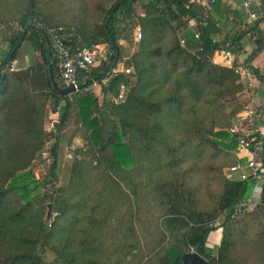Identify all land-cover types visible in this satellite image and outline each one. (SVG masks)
<instances>
[{
    "label": "trees",
    "instance_id": "obj_1",
    "mask_svg": "<svg viewBox=\"0 0 264 264\" xmlns=\"http://www.w3.org/2000/svg\"><path fill=\"white\" fill-rule=\"evenodd\" d=\"M140 1L116 0L107 10L104 24L82 41L73 27L76 33L73 45L105 43L108 56L82 75L80 90L71 93L70 99L69 94L55 91L50 79L51 66L52 75L61 84L53 57L48 61V38L42 26L46 22L41 19L38 8V2L43 0H20L23 8L26 7L18 21L21 28L12 34L11 49L0 63L4 69L0 94L7 91L10 81H16L22 90L3 102L2 106L12 111L0 119V264H183L180 254L191 248L207 264H264V184L259 192L260 203L236 221L231 213L240 200L251 194L252 179L229 181L222 176L218 196L213 207H208L201 203L188 180L177 172L167 175L169 169L172 171L179 163L192 161L193 155L206 153L209 148L231 151L235 147L234 139L227 132L234 113L225 129L218 124V130L214 131L216 122L206 128L198 118L192 123L193 133L188 127L192 134H187L183 131V125L187 126L183 110L190 96L199 100L204 91L202 83L210 96L205 108H217L221 95L231 100L239 98L243 88L237 81L238 75L230 68L213 63L212 56L221 49L238 52L241 39L247 34L255 37L257 47L248 55L244 66L264 81L259 71L248 63L264 49L258 20L220 43L209 35L210 21L200 28L198 38L188 29L189 18L200 19L201 7L197 3L141 1L145 11L139 21L142 39L133 56L131 80L112 72L120 58L121 29L116 21L118 25L129 23L128 14ZM28 19L41 24L29 25ZM0 20L4 19L0 16ZM170 22L176 23V29H182L184 46L177 38L165 51L164 61L157 57L156 62L148 61L147 53L155 37ZM24 41H29L33 52L39 55L36 65L10 71V64L16 60L17 49ZM149 53L161 55L159 50ZM154 64L163 70L156 72L158 66ZM93 81L100 84L101 92L111 91V94L117 92L120 83H128L125 101L115 103L102 96L101 102V95L88 90ZM168 82L169 92L164 95ZM50 99L57 105L60 101L63 103L59 107L58 122L45 130L44 107ZM73 105L79 109L83 137L87 136L85 144L89 149L78 151L74 157L69 184L58 189L55 196L58 216L47 225L41 219V208H35L40 199L32 195L33 188H30L35 181L24 170L38 149L52 138L50 155L54 158L52 167L55 166L61 143L54 128L65 124ZM13 129L18 130L16 137ZM176 132L182 133V137ZM138 164H142L141 174H148V179L134 183L123 178L129 171L126 169ZM124 179L128 180V188L121 182ZM146 188L160 209L148 222L141 215L144 196L140 194ZM53 199L50 196L52 205ZM222 215V222L215 224ZM219 228L220 243L212 252L206 242L210 233ZM236 240L243 246L238 254L234 249ZM45 248L52 252L51 260L42 256Z\"/></svg>",
    "mask_w": 264,
    "mask_h": 264
},
{
    "label": "rangeland",
    "instance_id": "obj_2",
    "mask_svg": "<svg viewBox=\"0 0 264 264\" xmlns=\"http://www.w3.org/2000/svg\"><path fill=\"white\" fill-rule=\"evenodd\" d=\"M115 1L116 0H43V2H38V8L40 11L39 13L41 15V19L46 22L45 23L44 21H42V23H45L42 25L56 26L61 24L65 26H72L76 29L77 37H79V40L82 41L83 37H90L92 34H94L97 28L99 29L104 24L107 10L112 4L115 3ZM141 1L136 2L133 5L131 12L128 14V18L131 17L132 19V17L137 16L135 7H138V5L142 6ZM25 9L26 7L23 8V2H20V0H0V16L2 17V19H4L3 21L0 20V29L3 33V37L5 36V33L7 35L14 34L20 30L21 27L18 24V21ZM142 12L144 15L145 11L143 9ZM27 22L36 26H39L41 24L38 21H34L32 19H28ZM128 24L130 26V23H124V25H121L119 22L118 25V22L116 21L117 27L121 29V35L128 31L127 29L125 30ZM175 27L177 28L176 23L170 22V24L155 37V41L149 49V52H156L159 50L161 55L155 56L148 52V61L154 60L153 62H156V57L160 59V61H164L165 51L169 49L172 44H174L173 42L177 38H183L182 29L179 27V29H176ZM78 30L80 31L81 36L79 35ZM175 30H177V33L175 32ZM141 39L142 35L141 38L138 39L139 41L137 42L134 51H132L133 53H131V50H129L130 48H128V46H124L122 48L120 47V58L118 60H127L126 63L128 66L132 67L133 72V56L138 52ZM184 44H181V46H184ZM125 48L127 50H125ZM38 57V54L33 53L30 42L24 41L17 49V58L16 60L11 62L10 68L13 69L12 71L23 70L24 68L36 63ZM154 66L157 67L158 64H154ZM162 70L163 67L158 66L156 72L160 73ZM168 85L169 82L164 86V95H167L169 92ZM202 89H204V91H202L201 95L199 96V100L196 101L193 96H190L187 100L188 103L185 104L183 116L187 120V126L183 125V131L187 134L193 133V129L191 128V126L192 123L198 118L204 121V126H206V128H209L213 122H216V128L214 129V131L218 130V124L221 125L222 129H225L228 125L227 123H229L231 117L233 116V113L236 114V112H238L242 107L239 99L231 100L226 96L224 97L223 95H221L216 104L217 108H205L204 106H207L205 104V101L210 96L208 93L209 91L206 90L207 88L204 86V83H202ZM17 93H22L20 86H18L16 81H10L7 91L4 94H0V119L5 117V114L7 112L12 111L5 107V105L2 106L4 104L3 102L11 98L12 95H16ZM111 93L113 92H102V94H100V101L103 99L112 101ZM69 95L70 99H72L73 95ZM102 96L105 97L102 99ZM61 103H63V101L58 102L57 105L56 103H54V100L46 103L47 105L44 107V109L45 126L47 127V129L45 130H50L52 128L53 113H56L54 114V123L58 122L60 116L59 107ZM190 106H192V108H189ZM188 127H190V131L192 133L187 129ZM180 128L182 130V125ZM54 129H57L56 133L59 135L61 143L58 150V161L55 166L52 167L54 158L50 155L51 145L54 141V139L52 138L51 140L45 142L40 149H38L33 158L30 160V163L24 170L25 172L30 174L35 181V183H32V185H30V188H33L32 195H37V197L40 198L38 199L39 203L35 205V208H41V219L42 221H45L47 225L51 224L54 218L58 216L59 212L57 209L55 196L57 195L58 189L66 188L68 186L72 161L78 153L77 151H73V153L69 148L70 144H72L73 142L72 136L76 135V133L82 136L85 134L82 119L79 114L77 105H73V107L70 109L65 124L59 126V128L55 127ZM12 131L13 137H16L18 134V130L13 129ZM176 133H178L179 137H182V133ZM211 136L212 135L209 134V138H211ZM126 140L127 138L125 139V141ZM61 145H63L64 147H61ZM212 148H209L206 153H198L193 155L192 161L188 163H179L178 165H176L177 167L174 170L171 171L169 169L167 173V175H169V172H173L172 174L174 175L175 172H177L178 174H180L181 178L188 180L191 183L190 185L196 189L198 197L200 198V201H202L201 203L205 204L208 207L214 204L215 199L218 196V192L221 188L222 176H224V169L234 162V156L231 151H225L221 149L214 150V148ZM80 150H82V145L80 146ZM69 152L71 154H68ZM67 154L68 156H66ZM90 158V156L87 157V159ZM164 158L166 157L164 156ZM141 165L142 164L132 166L130 168L131 170L126 169L129 171L128 173L123 174V178L127 177L130 180H133L134 183L139 182L140 180H146V178L148 179V174H141V171L143 170V166ZM127 181L126 179L121 181L126 188H128ZM147 190L148 188L143 189L140 195L144 196L141 201V215L142 217L146 218L148 222V219L160 213V209L157 207V203L150 199V196H148L149 193H146ZM50 196L54 197V205L49 202ZM41 198H45L44 201H41ZM49 205L51 206V208L50 214L48 216L47 214L49 211ZM244 216L245 214H242L233 219L239 221ZM222 220L223 215L218 216L215 223L219 224L220 222H222ZM219 229L221 236V228ZM214 231L216 232H212V236L214 234H218L217 230ZM235 246V252H237V254L241 253L243 250L242 242L236 240ZM216 247V245L210 244L208 248L210 249V251L215 252ZM191 251L195 252L193 248H191ZM42 256H44L46 260H51L53 258V254L48 248H45L42 251Z\"/></svg>",
    "mask_w": 264,
    "mask_h": 264
},
{
    "label": "built area",
    "instance_id": "obj_3",
    "mask_svg": "<svg viewBox=\"0 0 264 264\" xmlns=\"http://www.w3.org/2000/svg\"><path fill=\"white\" fill-rule=\"evenodd\" d=\"M201 7L200 19L189 18L188 27L191 28L195 38L200 35V28L207 26L213 14L214 5L218 0H189ZM260 0H239L242 9L247 13L248 18L256 20L257 16L252 11V5ZM143 15V12L141 13ZM29 24V23H28ZM32 25V24H29ZM36 26V25H34ZM44 26L45 34L50 46V51L55 63L57 76L60 79L61 87H71L73 92H78L81 85L83 74L100 64L108 56V47L105 43H94L89 46H79L72 44V39L76 36L75 29L69 26L56 25ZM141 29H137L135 37L141 38ZM185 43V38H180V44ZM221 56L223 66L234 70L240 79L246 81V86L239 94L242 104L241 109L231 119L227 132L235 141V147L231 150L234 162L224 169V177L229 181L248 180L254 181L251 194L245 199L240 200L234 207L231 216L236 218L260 203L259 192L264 184V128L255 121V112L251 108L250 101L253 98V74L244 65H237L234 61V53L227 50H217ZM13 69L10 68V71ZM113 74L121 73L129 78L133 74L131 66L126 61H117L112 69ZM4 69L0 68V79ZM133 80V77H130ZM107 79L103 80L105 84ZM100 85L92 83L88 90L94 91V86ZM129 90V84L122 82L119 84L117 92L111 95L115 103L124 102ZM72 92V93H73ZM216 224V223H215ZM211 225V224H210Z\"/></svg>",
    "mask_w": 264,
    "mask_h": 264
},
{
    "label": "crops",
    "instance_id": "obj_4",
    "mask_svg": "<svg viewBox=\"0 0 264 264\" xmlns=\"http://www.w3.org/2000/svg\"><path fill=\"white\" fill-rule=\"evenodd\" d=\"M135 9L137 11V16L132 17V19L131 17L128 18V21L130 23V26L126 28L128 31L126 33H123L118 40L119 47L122 48L124 46H128V48H130L129 50H131V53H133L132 51H134V49L136 48V44L139 41L135 37V35L137 33V29L140 28L139 21L142 15L141 14L142 6L138 5V7L137 6L135 7ZM252 11L256 13L257 16L256 20H258L257 22L258 32L260 33V37L262 40L261 42L264 44V0H260L258 3L253 4ZM256 20H251L250 18H248L247 13L242 9L239 0H218L214 5L213 14L211 16L207 28L209 31V35L212 37V39L214 41L221 43L224 42L228 37L233 36L236 33H239V31H241L246 24L250 25ZM188 29L191 30L190 27ZM11 37L12 34L7 35L6 33L5 36L3 37V33L1 32L0 29V63L4 60V58L11 49V42H10ZM256 47H257V43L255 41V37L249 34L245 35L241 39L239 51L236 53L233 52L234 53L233 58L235 63L237 65H244V62L247 61L248 55L253 50H255ZM125 50L127 49L125 48ZM212 62L223 66L221 63V56H219L218 52L216 51L212 56ZM248 63L253 68H256L264 78V49L259 51ZM239 83L242 85V88H245L247 84L246 81L242 79H240ZM252 85L254 91H253V98L250 101V105L255 112V117H256L255 121L259 125H262L264 128V81L259 80L254 76L252 80ZM93 90H94L93 92L96 95L102 94L100 85L94 86ZM52 100L54 99H51L49 101ZM54 114L56 113H53L52 123H54ZM44 128L47 129L45 123H44ZM83 136L79 135L78 133L72 136L73 142L69 146L72 152L80 151L81 145H82L81 151H87L89 149L88 146L85 144V139L88 138L87 136L85 137ZM61 147L64 146L61 145ZM68 154L71 153L69 152ZM68 154L66 156H68ZM219 231L220 229L217 230L218 234H214L213 236L211 235L212 232H216V231H212L210 233L206 242L207 246L208 245L210 246V244L216 246L219 245L221 239Z\"/></svg>",
    "mask_w": 264,
    "mask_h": 264
},
{
    "label": "water",
    "instance_id": "obj_5",
    "mask_svg": "<svg viewBox=\"0 0 264 264\" xmlns=\"http://www.w3.org/2000/svg\"><path fill=\"white\" fill-rule=\"evenodd\" d=\"M25 31H27V29H25ZM46 44H47V49H48V61L51 62L52 54H51V51H50V46H49L48 41H46ZM49 70H50V73H51L50 79H51V82H52V85H53L55 91H57L61 95L71 94L73 92V89L71 87H61L56 82L54 76L52 75V67L51 66L49 67ZM48 208H49V211H48L47 215L49 216L51 206L49 205ZM180 259L182 260L183 264H207V261L202 256H200L198 253L193 252V251L181 253L180 254Z\"/></svg>",
    "mask_w": 264,
    "mask_h": 264
}]
</instances>
